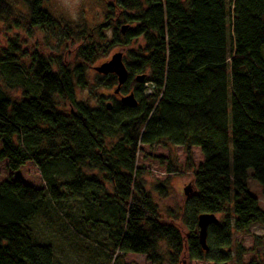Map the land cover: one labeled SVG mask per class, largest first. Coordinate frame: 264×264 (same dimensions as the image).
Returning <instances> with one entry per match:
<instances>
[{"label": "trees", "instance_id": "obj_1", "mask_svg": "<svg viewBox=\"0 0 264 264\" xmlns=\"http://www.w3.org/2000/svg\"><path fill=\"white\" fill-rule=\"evenodd\" d=\"M97 1L106 4L105 21L73 30L44 0H0V23L31 37L79 42L74 63L37 51L27 56L17 40L0 49V161L11 172L34 163L45 184H0V264H56L53 246L37 242L32 222L63 205L67 214L76 205L71 220L106 230L123 256L158 264L164 242L173 264L182 257L226 263L233 230L264 227L247 185L251 179L264 188V0ZM139 39L144 47L128 53L131 62L123 59L129 80L115 94L120 100L110 110L103 100L79 101L89 67ZM95 84L115 93L118 80L98 74ZM132 92L136 108L121 102ZM159 144L184 147L189 162L193 148L201 155L180 216L186 235L161 217L137 165L142 145ZM155 189L166 197L163 184ZM202 214L223 216L208 229L206 251L198 237ZM113 255L112 264H124Z\"/></svg>", "mask_w": 264, "mask_h": 264}, {"label": "rangeland", "instance_id": "obj_2", "mask_svg": "<svg viewBox=\"0 0 264 264\" xmlns=\"http://www.w3.org/2000/svg\"><path fill=\"white\" fill-rule=\"evenodd\" d=\"M44 8L61 21L64 25L73 30L86 28L95 29L106 19L107 8L105 3L97 0H44ZM23 10L22 7H20ZM107 35L110 37L111 32ZM62 35L57 38L55 35L37 32L34 36H29L24 30L8 27L0 23V49H7L10 42L19 41L21 48L27 53V56L37 51L48 59L62 58L67 63H74L75 50L79 45L78 41L60 40ZM144 47V42L139 39L133 41L126 48L113 49L104 59L109 60L115 53L121 52L128 62V53L131 51L138 52ZM99 59L98 61L104 60ZM96 62L88 69L87 76L89 87L85 90L77 89L76 95L79 101L90 103L92 106H98L99 101L103 100L104 104L113 103L114 100H120L115 95L114 89L107 90L96 87L95 80L98 76L94 68L102 64ZM147 92L151 90L150 85L145 86ZM17 99L19 95L13 94ZM60 109L68 113L69 108L60 103ZM1 150V143H0ZM163 159V160H162ZM201 161L199 150H191V161L188 160V154L184 147L162 144L155 146H141V152L138 155L137 165L143 168L145 174L143 181L145 189L153 198L158 206L159 213L163 219L172 221L181 229L183 234L188 230L184 227L181 214L186 200L184 188L193 184L194 173ZM175 169L176 173H169V168ZM87 172V171H86ZM88 173V172H87ZM20 178L24 183L36 188L45 189L39 170L34 163L28 162L17 172H11L8 169L7 161H0V184L10 179ZM102 177L100 176V179ZM104 183L103 180H101ZM106 184V183H105ZM163 184L166 190V197L162 198L156 191V187ZM249 191L259 200L261 209L264 211V188L253 180H249ZM106 186L109 188L108 184ZM194 192L193 185L191 186ZM74 206V203H69ZM66 205L58 206L57 212H48L32 222V229L39 243H49L53 246L55 252L56 264H112V258L121 256L124 264H153L145 256L128 254L121 255L114 250L108 239L106 230L98 226L94 230L87 228L85 225L71 220L70 216L77 218L76 205L72 213H66ZM219 220L223 219L222 215L216 216ZM233 247L229 264H264V227L254 225L248 233H239L233 230ZM170 249L167 244L160 243L159 254L162 260L158 264H173L169 256ZM177 264H216L208 261H191L185 257L179 259Z\"/></svg>", "mask_w": 264, "mask_h": 264}, {"label": "water", "instance_id": "obj_3", "mask_svg": "<svg viewBox=\"0 0 264 264\" xmlns=\"http://www.w3.org/2000/svg\"><path fill=\"white\" fill-rule=\"evenodd\" d=\"M126 28H123V31ZM124 56L123 53L118 52L111 56V58L100 64L99 66L94 68V71L97 72L99 75L108 76V75H115L118 80V85L115 90V94H119L121 88L128 82L129 80V73L124 64ZM144 76H138L136 78L137 82H142L144 80ZM121 102L125 106L129 108H136L138 106V102L135 98L134 93H130L127 96L121 97ZM107 108L111 109V104L107 105ZM192 185L187 186L184 188V194L186 197H189L192 194ZM218 218L213 214H202L198 217L197 226H198V237L199 242L204 251L207 250V236H208V229L211 225L218 223ZM229 264V263H223Z\"/></svg>", "mask_w": 264, "mask_h": 264}, {"label": "flooded vegetation", "instance_id": "obj_4", "mask_svg": "<svg viewBox=\"0 0 264 264\" xmlns=\"http://www.w3.org/2000/svg\"><path fill=\"white\" fill-rule=\"evenodd\" d=\"M118 96H120V95H118Z\"/></svg>", "mask_w": 264, "mask_h": 264}]
</instances>
